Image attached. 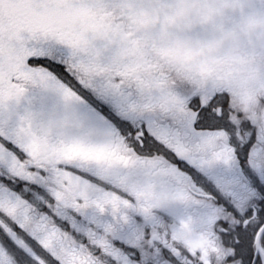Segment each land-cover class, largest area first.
<instances>
[{
    "label": "snow or ice",
    "instance_id": "1",
    "mask_svg": "<svg viewBox=\"0 0 264 264\" xmlns=\"http://www.w3.org/2000/svg\"><path fill=\"white\" fill-rule=\"evenodd\" d=\"M0 264H264V0H0Z\"/></svg>",
    "mask_w": 264,
    "mask_h": 264
},
{
    "label": "rangeland",
    "instance_id": "2",
    "mask_svg": "<svg viewBox=\"0 0 264 264\" xmlns=\"http://www.w3.org/2000/svg\"><path fill=\"white\" fill-rule=\"evenodd\" d=\"M227 46V45H225ZM48 103L47 101L42 100L39 96H36L32 100V104L36 108H40L42 105Z\"/></svg>",
    "mask_w": 264,
    "mask_h": 264
}]
</instances>
